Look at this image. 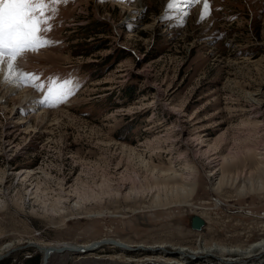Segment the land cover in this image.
Wrapping results in <instances>:
<instances>
[{"label":"rangeland","instance_id":"1","mask_svg":"<svg viewBox=\"0 0 264 264\" xmlns=\"http://www.w3.org/2000/svg\"><path fill=\"white\" fill-rule=\"evenodd\" d=\"M5 57L25 59L20 79L32 83L28 91L38 94L50 118L27 112L33 127L17 128L22 95L11 90L6 104L8 88L0 90V264L35 256L42 264L31 242L115 239L135 249L174 251L246 248L264 238V192L240 195L237 185L219 192L212 176L230 151L242 154L225 167L229 173L258 171L256 155L245 151L264 147V0H0V60ZM199 136L210 153L199 152ZM140 153L158 169H182L188 159L197 186L187 205L152 207L147 196L132 193L83 210L71 204L47 212L43 202L50 204L62 187L97 191L109 183L129 191L137 177L144 182L150 173ZM26 170L33 177L20 180ZM191 215L206 221L204 233L191 228ZM220 258L188 264H225ZM231 258V264L264 259ZM180 262L105 245L53 254L48 264Z\"/></svg>","mask_w":264,"mask_h":264},{"label":"bare ground","instance_id":"2","mask_svg":"<svg viewBox=\"0 0 264 264\" xmlns=\"http://www.w3.org/2000/svg\"><path fill=\"white\" fill-rule=\"evenodd\" d=\"M118 1V0H117ZM2 58V57H1ZM6 58V57H5ZM4 58V59H5ZM2 60L0 62V90L1 93L8 88V91L5 92L6 94H0L2 98L4 99V96L6 98V104L9 102V100H12V92L8 93L16 88V92L14 94H17L20 92L22 95L19 99L21 102V109H19L18 113L15 112V115H19V122L17 123L18 127H23V124L27 121V117L25 116L27 112H37L40 111V114L42 115V118H50V115H47V112L45 109H43V105L41 104L38 94L35 92L28 91L30 87H32V83H25L23 79H20V68L19 65L25 64V59L22 58V60H19V63L17 62L16 57H10L6 58L5 60ZM0 60V61H1ZM17 63L16 65H14ZM4 77V79H2ZM19 83H15L16 80ZM26 84V85H25ZM31 90V89H30ZM27 92V93H26ZM18 99V98H17ZM261 103V102H260ZM2 106V105H1ZM20 112V113H19ZM50 114V113H49ZM34 116V115H33ZM49 121V120H48ZM43 122V121H42ZM51 123V122H50ZM28 127H33L30 123H28ZM46 125V124H45ZM44 125V126H45ZM43 126V128H45ZM10 132V131H9ZM8 137V136H7ZM196 143V147L199 148V152L203 151L204 147L207 146L208 142L206 140H203L202 136L196 137L194 140ZM221 141V140H220ZM207 144V145H206ZM264 146V142H263ZM124 148V147H123ZM210 149V148H209ZM198 150V149H197ZM129 151L134 152L135 149H129ZM258 151V150H257ZM257 151H253L252 149H247L245 151L246 153H250L251 155H256V160L258 164V171H241L236 170V173H229V171L225 168L229 164L235 162L236 159L239 158V154H242V152H229L228 155L222 157L221 163H217L218 170H215L212 172V176L219 179L217 184L216 191H222L225 187H235L237 185V189L239 190L240 195H247L252 193H260L264 192V147ZM204 154H208L207 150L203 151ZM131 155V154H130ZM214 154L210 155L209 158H211ZM134 156V155H132ZM136 156V155H135ZM140 157H142L140 164L146 168V172L149 171L150 175L145 178L144 182L140 181V177H137V181L139 183L135 185V181L133 182V187L129 189H123L119 187H112L109 183L107 185H100L97 189L99 190H89L88 188H84L82 191L79 190V188H72L68 192H66V189L62 187L60 191L57 193L56 198L49 204L48 202H43L45 208L47 209V212L53 211V212H61V210H67L68 205L74 208H77L79 210H83L86 208L88 203H91L93 201L102 202L105 197L107 196H114V197H125L130 198L132 193L140 194L141 196H147L151 200L152 207L160 206L163 207L164 205H171L172 203L177 204H184L187 205L188 201L192 198V196L195 193L196 190V177H195V171L192 164L186 159L184 163V167L182 169H176V167L169 166L168 169H158L154 165H150V160L145 159L142 154L140 153ZM134 158V157H133ZM144 158V159H143ZM135 159V158H134ZM138 159V157H137ZM133 160V159H132ZM131 160V162H132ZM140 160V159H139ZM147 160V161H146ZM211 163L215 162L214 159ZM130 161V160H129ZM130 162V163H131ZM135 163V162H133ZM216 163V162H215ZM214 163V164H215ZM139 164V163H138ZM133 165V164H132ZM173 165V164H172ZM136 166V165H135ZM175 166V165H174ZM214 168L216 167L213 166ZM213 168V169H214ZM12 170V169H11ZM256 173V174H254ZM7 174V173H6ZM5 174V175H6ZM9 175V174H8ZM11 175V173H10ZM18 177L20 180L26 181V179L29 177H33L31 174V170L26 172H20L18 173ZM139 175V174H138ZM217 180V179H216ZM248 181V187L245 184V181ZM239 182L242 183V185L238 186ZM238 183V184H237ZM215 184V185H216ZM2 187V186H1ZM235 189V188H234ZM68 190V189H67ZM2 191V189H0ZM35 191L33 192V195L36 196L37 192L40 191L39 185L35 186ZM47 191V190H46ZM3 192V191H2ZM44 193V192H43ZM42 193V194H43ZM1 194V193H0ZM45 194V193H44ZM3 195V194H1ZM73 196V200H71V197ZM1 198V197H0ZM36 199V198H35ZM44 199V198H43ZM42 199V200H43ZM47 199V198H46ZM2 200V198H1ZM52 200V199H51ZM46 201V200H44ZM49 201V200H48ZM39 202V201H38ZM163 205V206H161ZM174 205V204H172ZM165 207V206H164ZM193 216V215H191ZM199 216V215H198ZM201 217V216H200ZM201 232V231H198ZM203 233L205 231H202ZM33 247H39L40 252L43 255V261L47 258L48 262L51 259L53 254H64V253H91L99 248L110 245L112 247H118L123 251H138L143 250L145 252H151L153 254H163L165 257L169 256H177L180 258L181 262L177 264H188L190 262L194 261H204L208 257H213L215 255H219L220 261H222L225 264H231V260L234 261V258L231 257H237L240 260H250V259H256V258H264V238L249 245L246 248L242 247H199L196 250L188 249L185 247L178 248L174 251H168L166 246H151L147 248L142 245L144 248H137L119 241L115 239H105L104 241H98L92 244L88 245H74L72 243H61L56 245H42L37 242H31L30 244ZM3 254L0 252V259H2ZM253 261V260H252ZM251 261V262H252ZM263 262L264 259L259 260L258 262ZM236 262V261H235ZM250 262V261H249ZM255 262V261H253ZM234 263V262H233ZM257 263V262H255Z\"/></svg>","mask_w":264,"mask_h":264},{"label":"water","instance_id":"3","mask_svg":"<svg viewBox=\"0 0 264 264\" xmlns=\"http://www.w3.org/2000/svg\"><path fill=\"white\" fill-rule=\"evenodd\" d=\"M189 222H190V226H191V228L193 229V230H196V231H205L206 229V221L202 218V217H200V216H198V215H193V216H190V218H189ZM36 247V246H35ZM37 249H39L40 250V248L39 247H36ZM0 260H2V259H0ZM49 262H48V260H47V258L42 262V264H48Z\"/></svg>","mask_w":264,"mask_h":264},{"label":"trees","instance_id":"4","mask_svg":"<svg viewBox=\"0 0 264 264\" xmlns=\"http://www.w3.org/2000/svg\"><path fill=\"white\" fill-rule=\"evenodd\" d=\"M92 25H93V24H92ZM94 25H95L96 27H101V26H102L99 22H95ZM95 26H94V27H95ZM84 29H87V27L83 28V30H84ZM98 33H99V32H98ZM113 58H115L114 55L111 56V57L108 58V59H113ZM108 59H107V61H108ZM125 93H127L128 97H129L130 99H133V98H134V96H133V92L128 91V90H125ZM39 262H40V258H39V256H35L34 258L28 260V262H27L26 264H40Z\"/></svg>","mask_w":264,"mask_h":264}]
</instances>
